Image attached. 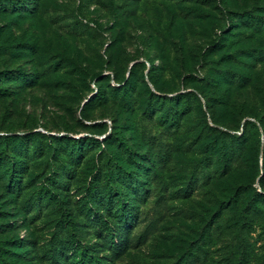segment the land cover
<instances>
[{
  "label": "rangeland",
  "instance_id": "obj_1",
  "mask_svg": "<svg viewBox=\"0 0 264 264\" xmlns=\"http://www.w3.org/2000/svg\"><path fill=\"white\" fill-rule=\"evenodd\" d=\"M17 1L0 264H264V0Z\"/></svg>",
  "mask_w": 264,
  "mask_h": 264
},
{
  "label": "trees",
  "instance_id": "obj_2",
  "mask_svg": "<svg viewBox=\"0 0 264 264\" xmlns=\"http://www.w3.org/2000/svg\"><path fill=\"white\" fill-rule=\"evenodd\" d=\"M18 5V1L17 0H6V4H2L0 2V11H4L7 8H9V10H14L16 9V6ZM1 76V75H0ZM3 78V76L0 78V81H2L1 79ZM124 203H122L121 205H123ZM124 215L122 214V217ZM72 240H75L76 238L74 236L71 237Z\"/></svg>",
  "mask_w": 264,
  "mask_h": 264
}]
</instances>
